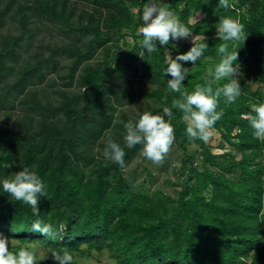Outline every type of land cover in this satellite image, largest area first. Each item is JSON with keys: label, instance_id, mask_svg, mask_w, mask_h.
<instances>
[{"label": "trees", "instance_id": "trees-1", "mask_svg": "<svg viewBox=\"0 0 264 264\" xmlns=\"http://www.w3.org/2000/svg\"><path fill=\"white\" fill-rule=\"evenodd\" d=\"M149 2L0 0V179L27 167L48 193L36 216L0 186V234L15 241L12 251L48 248L36 264H56L52 254L64 251L71 264L104 251L116 264H264V141L242 119L264 102V0H229V8L218 0H156L198 38L157 42L151 53L138 32ZM222 17L239 19L247 37L227 42L229 53L238 52L241 96L229 105L221 98L224 114L213 128L231 149L216 153L189 140L183 113L173 109L172 190L155 185L148 165L141 178L131 167L141 145L125 148L124 168L106 161L107 134L123 146V123L180 98L167 87L168 55L206 42L195 65L182 62L190 70L182 90L205 82L222 59ZM36 219L50 223L56 238L34 233Z\"/></svg>", "mask_w": 264, "mask_h": 264}, {"label": "clouds", "instance_id": "clouds-1", "mask_svg": "<svg viewBox=\"0 0 264 264\" xmlns=\"http://www.w3.org/2000/svg\"><path fill=\"white\" fill-rule=\"evenodd\" d=\"M218 6L229 8V0H218ZM142 26L138 29L142 36L141 47L148 53L157 50L159 46H166L170 40L187 39L192 33L168 6L161 5L156 0L145 4L142 13ZM218 34L222 41L217 47L222 59L213 68L207 71V79L203 84H196L191 92L182 90L183 81L189 75V69L183 63L196 64L208 48L206 42L193 43L185 53L175 58L168 55L164 74L170 77L167 87L172 92L180 94V98L172 101L171 107H164L162 113L144 111L136 120L123 123V141L113 139L106 135L102 155L106 161L125 167V148L131 149L136 145L142 146V155L157 165H162L175 142V129L171 123L173 109L183 113L182 120L186 122V136L189 140H201L207 143L213 134L215 124L223 116L219 108L221 98L225 105L233 104L241 96L239 78L242 75L238 60V52H228L229 41H245L244 25L239 19L222 17L219 21ZM235 62V63H234ZM221 81H227L220 84ZM251 112L244 114L242 119L249 122L254 138L264 141V102L253 104ZM167 117V119H166ZM179 169L180 165H174ZM0 186L5 193L14 200L29 205L33 214L39 216V203L41 197H46L47 187L41 177L27 167L16 171L13 175L0 179ZM34 233L55 239L57 232L50 223L36 219L31 225ZM52 259L56 264H71L73 256L64 251L63 254L54 252ZM0 264H36L34 252L27 248L12 251L9 240L0 234Z\"/></svg>", "mask_w": 264, "mask_h": 264}, {"label": "rangeland", "instance_id": "rangeland-1", "mask_svg": "<svg viewBox=\"0 0 264 264\" xmlns=\"http://www.w3.org/2000/svg\"><path fill=\"white\" fill-rule=\"evenodd\" d=\"M201 17H203V14L198 13L195 16L191 17L190 21L194 22L200 19ZM197 38L198 36L192 33V36L187 39H181L180 41L174 40V41L181 43L186 41H193ZM128 39L131 40L130 37H128ZM259 85H260L259 83H254L253 87L255 88ZM212 131L213 134L210 137L208 143L212 147L213 151L219 153L226 150H230L231 149L230 144L222 139L220 133L215 129H213ZM191 148H194V146ZM178 153L179 150L173 145L171 151L167 155L169 159V165L167 164L165 167H162V165L154 164L150 160L146 159L142 155V151H141L139 156L132 163L131 167L137 170L139 178H141L144 175V172L142 171L143 166L145 164L148 165L157 175V181L155 185L161 186L168 190H172V185L169 183V180H175V176L170 170V164L176 162ZM8 240H9V244H15V241L13 239L8 238ZM21 248H27L28 250L34 252L36 256V260L37 259L43 260L45 257L50 255L48 248L39 244H27V245H23ZM77 259L80 264H116V262L109 256L107 251H104L102 253L93 252L92 256L90 257L79 256L77 257Z\"/></svg>", "mask_w": 264, "mask_h": 264}]
</instances>
